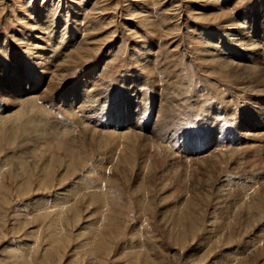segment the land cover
<instances>
[{
  "label": "rangeland",
  "instance_id": "1",
  "mask_svg": "<svg viewBox=\"0 0 264 264\" xmlns=\"http://www.w3.org/2000/svg\"><path fill=\"white\" fill-rule=\"evenodd\" d=\"M230 39L232 52L246 58L260 46L264 71V0H0V264H264V142L244 140L261 124L240 104L256 88L238 81L242 67L236 75L218 65L230 58L252 65L228 51ZM246 43L253 47H239ZM72 57L78 66L62 85L92 76L87 91L97 99L99 120L130 133L120 146L116 137H104L113 147L105 152L87 138L80 144L81 119L69 115H56L61 123L52 120L46 130L31 123L52 101L45 95L32 110L22 100L41 93L53 75L45 73L46 84L33 89L27 69L40 75L31 61L54 67ZM235 91L243 99L236 101ZM71 120L78 127L62 139L78 147L73 157L55 148L50 154L46 141L36 142ZM214 189L231 192L218 196ZM233 203L250 206L254 219L243 209L239 215Z\"/></svg>",
  "mask_w": 264,
  "mask_h": 264
},
{
  "label": "bare ground",
  "instance_id": "2",
  "mask_svg": "<svg viewBox=\"0 0 264 264\" xmlns=\"http://www.w3.org/2000/svg\"><path fill=\"white\" fill-rule=\"evenodd\" d=\"M216 17V16H215ZM214 17V18H215ZM213 18V19H214ZM49 19V18H48ZM206 19H209V17L208 18H206ZM211 19V18H210ZM214 20H217V19H214ZM231 22V21H230ZM150 24V23H149ZM236 25V24H235ZM230 26V25H229ZM237 26V25H236ZM227 27H228V25H227ZM228 29V28H227ZM76 32V31H75ZM229 36H232V34H228V37ZM38 37V36H37ZM242 37H244V36H242ZM245 39H246V41L247 42H251L252 41V39H249V38H247V37H244ZM39 39V38H38ZM232 42H230L232 45L230 46V48L231 49H229L228 51H230V53H232L233 55H235L237 58H241V59H246L247 61H251V64L252 65H240V62L238 61V62H236V63H234V60L235 59H232V58H230L229 60H224L225 61V63H222L221 64V62H218V65L220 66V67H222V68H226V67H229V71H230V73L231 74H236L237 73V68H239V67H242L243 69H242V73H239V75H240V77H238L237 79H238V81H242L243 83H248L249 84V86L250 85H252L253 87H255L256 88V90H255V92H251L252 94H250V95H248V94H246V99L245 100H243V103H240L242 106V109H243V111L245 112V113H249L250 114V118L252 119V120H254V122H257L258 124H261V126L260 127H257V130H255V131H252L251 130V132H253V133H250V134H248V135H244L243 137L245 138L244 140L245 141H253V142H255V143H260V142H264V79H261V75H262V73L264 72H261L260 71V46L258 47L259 48V51H257V50H254L253 48H251V49H253V52L251 51V49H250V52H252L250 55H248V58H246V56H243L242 54L240 55L239 54V52H232V50L233 51H235V47H234V43H235V39H230ZM253 42V41H252ZM254 43V42H253ZM29 44V43H28ZM208 44V43H207ZM215 43H213V46H215L214 45ZM229 44V43H228ZM237 44V43H236ZM30 45V44H29ZM31 45H33V44H31ZM73 45V44H72ZM206 45V44H205ZM210 45V44H209ZM261 45H264V44H261ZM34 46V45H33ZM36 46V45H35ZM40 46V45H39ZM211 46V45H210ZM218 46V45H217ZM249 46H251V43H246V45L245 46H243V44H240L239 45V47L240 48H242L243 49V47L244 48H246L247 49V47H249ZM251 47H253V46H251ZM257 47V46H256ZM255 46H254V48H256ZM30 48V47H29ZM211 48H212V46H211ZM264 48V47H263ZM50 49V48H49ZM213 49V48H212ZM207 50V49H206ZM248 50V49H247ZM264 50V49H263ZM51 51H53V50H51ZM148 51V50H147ZM146 51V52H147ZM204 51H205V49H204ZM209 51V50H208ZM211 51V50H210ZM213 51V50H212ZM219 52V51H218ZM51 53H53V52H51ZM62 54V53H61ZM5 55V54H4ZM26 55V54H25ZM203 55H205V54H203ZM39 56V55H38ZM42 56V55H41ZM132 56V55H131ZM210 56V55H209ZM213 56H215V55H213ZM48 57V56H47ZM79 58V57H78ZM37 60H39V58H36ZM56 59H57V57H56ZM71 59H73V60H71ZM70 60H68V58H66L64 61H62V62H56V65L54 66V67H48L47 66V63L45 62V63H43L42 65H41V67H39L40 65H38V64H36L33 60L31 61L32 62V64H34V65H36V66H38V73H39V75L40 76H37V74L33 71V70H30V69H27V73H28V75L30 74V75H32V78L34 77V81H33V89H35V90H37V88H38V85L40 84V83H42L43 82V84H46V74L45 73H49L50 74V72L51 73H53V75L52 74H50L51 75V80H49V82L44 86V88H43V91H41V93H37L36 95H34V96H32V95H30V97L28 98V99H25V100H22V101H24L25 103H24V105L25 106H30L31 107V109L33 110V108L32 107H35V105L37 104L36 102L38 101V100H40V99H42L43 97H45V95L46 96H48L47 97V100L49 99L50 101H52V102H47L48 104L46 105L47 107V111H48V113H49V115H48V113L46 114L45 112H41V111H39V112H41V113H39L38 114V117L40 118H38V121H37V119L35 118L34 120H36L35 122L34 121H32L31 123H33V126H34V123H36V124H39V125H42V127H41V129L48 123V122H52V120H54L53 122H56V123H61V121L60 120H57V119H55L56 117V115L57 116H61L60 118H61V120H67L66 118H69L70 119V117H67L68 115L69 116H71V117H73L74 119H76V120H78V119H81V122L79 123V126H82V129H83V134H85L86 133V137H83L82 139H83V141L85 140V138H87V141H93L92 143H95L94 144V146L93 147H95L94 149H96V147H97V149H98V151L100 150V151H103L104 149H107V146H108V148H109V145L110 144H106V142L103 140L104 139V137L105 138H107V139H109L110 140V138H111V140L110 141H112V138H115L116 137V139H119V146H120V143H122L121 141H123L125 138L124 137H129V135H130V133H126V132H124V131H122V130H124V128H123V124L121 125V124H116V125H114V126H110L109 125V123H110V120L109 119H107L106 121H100L99 120V117H98V114L96 113V110H94V108H93V106H94V102H96V100L97 99H95V97L94 96H88V91H87V87L89 86L88 84H89V81L91 80V78H92V76L91 75H88V73H86V74H84V75H81V76H79V77H77V78H75L69 85L67 84V85H62V83L61 82H63V81H66L67 79H68V77H69V75H71V71H73L72 69L76 66H78V61L75 59V57H72ZM221 59V58H220ZM219 59V60H220ZM49 60V59H48ZM143 60H145V59H143ZM237 60V59H236ZM28 61V60H27ZM139 61V60H138ZM141 61V60H140ZM139 61V62H140ZM39 63V62H38ZM52 65V64H51ZM148 66V65H147ZM40 68V69H39ZM54 68V69H53ZM218 68V67H217ZM82 69V68H81ZM221 69V68H220ZM18 70V69H17ZM261 72V73H260ZM45 75V76H44ZM236 75H238V74H236ZM136 76V75H135ZM44 77H45V80H44ZM48 77V76H47ZM98 77V76H97ZM263 77H264V74H263ZM25 81H27V79H24ZM48 80V79H47ZM99 80V79H98ZM42 81V82H41ZM94 82H96V80L94 81ZM42 84V85H43ZM248 84H246V85H248ZM255 84V85H254ZM92 85H93V83H92ZM237 85H239V84H237ZM241 85V84H240ZM60 86H62V88L60 87ZM95 86H97V85H95ZM94 86V87H95ZM248 87V86H247ZM97 88V87H96ZM236 88V87H235ZM239 88V87H238ZM241 88V87H240ZM239 88V89H240ZM244 88V87H243ZM91 89V88H90ZM89 89V90H90ZM95 89V88H94ZM146 89V88H145ZM253 89V88H252ZM244 89H242L241 90V93H242V91H243ZM251 90V89H250ZM92 91V90H91ZM248 91V90H247ZM232 92V91H231ZM240 92V91H239ZM245 92V91H244ZM250 92V91H249ZM98 93V92H97ZM241 93H238V92H236L235 91V97H236V101H239L238 100V98H241V99H243V97H239V95L241 94ZM234 94V93H233ZM243 95V94H242ZM241 95V96H242ZM84 96H87L86 98H84ZM227 97V96H226ZM56 98H62L64 101H63V104H61V103H57V99ZM83 98H84V102H83V104L82 103H80V104H78L77 106H76V108L75 107H73V103H74V101H81V100H83ZM44 99V98H43ZM54 99H56V100H54ZM222 100H223V98H221ZM235 99V98H234ZM250 99H251V101H250ZM22 101L20 102L21 104H22ZM223 101H225V100H223ZM232 101H234V100H232ZM259 101H260V105H259ZM16 102V101H15ZM161 102V101H160ZM221 102V101H220ZM19 102H18V104H20ZM54 103V104H53ZM231 103V101L229 102V104ZM165 104H167V103H165ZM226 104V103H225ZM234 104H235V102H234ZM38 105H39V103H38ZM38 105H36V106H38ZM79 105L81 106L80 108H79ZM160 105V104H159ZM163 105H164V103H163ZM182 105V104H181ZM180 105V106H181ZM222 105H223V103H222ZM221 105V106H222ZM231 105H232V107L234 106L232 103H231ZM166 108L168 107V106H165ZM228 107V104H226V108ZM53 108V109H52ZM223 108H225V105H224V107ZM229 108H231V107H229ZM29 109V108H28ZM27 109V111H29ZM30 109V110H31ZM167 109H169V108H167ZM40 110V109H39ZM195 110V109H194ZM25 111H26V109H25ZM55 111H56V113H55ZM181 112V111H180ZM194 112V111H193ZM195 112H196V110H195ZM198 112V111H197ZM20 113V112H19ZM26 112H24V114H25ZM167 113V112H166ZM168 113H169V110H168ZM181 114H182V112H181ZM194 114V113H193ZM18 115V114H17ZM21 115V114H20ZM54 115V116H53ZM156 115V114H155ZM175 115V114H174ZM184 115H185V113H184ZM198 115V114H197ZM13 116V115H12ZM52 116V117H51ZM166 116H167V114L165 115V113L163 114V118H166ZM19 117V116H18ZM17 117V118H18ZM22 117H23V114H22ZM37 117V116H36ZM175 117V116H174ZM190 117V116H189ZM194 117L196 118L197 116L194 114ZM13 118V117H12ZM49 118V119H48ZM160 118V117H159ZM169 118V117H168ZM185 118H187V121H189V119H188V117H185ZM226 118L227 119H229V120H231L230 119V117H227L226 116ZM95 119V120H94ZM183 119V118H182ZM15 120V119H14ZM27 120V119H26ZM49 120H51V121H49ZM94 120V121H93ZM167 120V119H166ZM170 120V119H169ZM169 120H167V122L169 121ZM175 120V119H174ZM186 120V119H185ZM217 120V119H216ZM225 120V119H224ZM8 121H10L9 119H8ZM163 121H164V119H163ZM69 122H71L72 123V126H68L67 125V128L63 131V129H60V130H62V131H60L59 130V126L60 127H62V126H64V125H59L57 128L55 127V126H53V127H50L49 128V130H52V132L50 133V134H48V131H47V135H49V136H51V137H49V136H47L48 137V139H44L43 140V138L42 137H44L43 135H42V139L39 137L37 140H36V142L37 141H46V143H47V145L46 146H48V151L50 150V154H51V152L54 150V148L57 150V151H59V150H63V152H66V151H69V152H67V153H69V155H71L72 154V149L73 148H75V150H77L76 149V147L74 146V147H72L73 145H75V144H72V146H70L71 144H67V143H65L64 142V140L62 139V137H64V136H66L67 134H71V133H73V131H75V129H77V125L75 124V121H69ZM94 122V123H93ZM127 122V121H126ZM11 123V122H10ZM13 123V122H12ZM15 123V122H14ZM13 123V124H14ZM30 123V122H29ZM30 123V124H31ZM93 123V126H92V129L90 128H88L86 125H90V124H92ZM162 123V122H161ZM49 124V123H48ZM54 124V123H53ZM7 125V124H6ZM6 125H4L5 127H6ZM193 125V124H192ZM1 126V125H0ZM65 126H66V123H65ZM189 126V125H188ZM7 127L9 128V124L7 125ZM12 127V126H11ZM35 127V126H34ZM34 127H32V128H34ZM40 127V126H39ZM39 127L37 126L34 130H36V131H39L40 129H39ZM49 127V126H48ZM69 127V128H68ZM214 127V126H213ZM219 127V126H218ZM13 128V127H12ZM44 128H47V127H44ZM43 128V129H44ZM63 128H65V127H63ZM119 128H122V130H120L119 132L118 131H116V130H119ZM15 129V128H14ZM27 129V128H26ZM29 129V128H28ZM38 129V130H37ZM12 130V129H11ZM22 130H23V127H22V129H21V132H22ZM44 130H46V129H44ZM9 131V130H8ZM7 131V132H8ZM13 131V130H12ZM24 131H25V128H24ZM30 131H32L31 133H33V129L31 130L30 129ZM30 131H27V132H30ZM36 131H34V132H36ZM69 131V132H68ZM248 131V130H247ZM85 132V133H84ZM123 132V133H122ZM13 132H9V135H10V137H11V134H12ZM24 133H26V132H24ZM31 133H29V135H32V137H33V139H34V137L36 136L35 135V133H33V134H31ZM39 133V132H38ZM37 133V134H38ZM44 133V135H45V133L46 132H43ZM132 133V132H131ZM41 134H42V132H41ZM40 134V135H41ZM9 135H6V136H9ZM13 135V134H12ZM25 135V134H24ZM39 135V136H40ZM74 135V134H73ZM132 135H133V133H132ZM16 136V135H15ZM21 136V135H20ZM27 136V135H26ZM45 136V137H46ZM71 136V135H70ZM84 136V135H83ZM25 137V136H24ZM36 137H38V136H36ZM57 137L59 138V140H57ZM110 137V138H109ZM118 137V138H117ZM132 137V136H131ZM130 137V138H131ZM133 137H136V136H133ZM15 138V137H14ZM22 138H23V136H22ZM67 139V137H64V139ZM68 138H71V137H69V135H68ZM137 138V137H136ZM135 138V139H136ZM5 140L7 139V138H4ZM28 139V138H27ZM26 139V140H27ZM30 139H32L31 137H30ZM115 139V140H116ZM129 139V138H128ZM130 140L131 141V143L132 142H136V140ZM239 139H240V137L238 138V141H239ZM11 140V139H10ZM73 140V142L75 143V140L72 138L71 139V141ZM106 140V139H105ZM19 141V140H18ZM34 141V140H33ZM57 141L59 142V143H57ZM66 141H68V139L66 140ZM108 141V140H107ZM127 141V140H126ZM28 142H29V139H28ZM60 142H62V143H60ZM77 142V141H76ZM80 142H82V141H80ZM79 142V143H80ZM114 142V141H113ZM167 142V141H166ZM25 143V142H24ZM69 143H71V142H69ZM83 143H85V141L84 142H82V143H80V144H83ZM89 143V142H88ZM91 142L89 143L90 145L92 144ZM107 143H109V141L107 142ZM112 143V142H111ZM114 143H116V142H114ZM124 143H126L125 141H124ZM128 143V142H127ZM130 143V142H129ZM130 143V145L128 144V146H132V144H134V143H132L131 144ZM160 143V142H159ZM251 143V142H250ZM255 143H253V144H255ZM161 144V143H160ZM167 144V143H166ZM248 144V142H245L244 143V146L245 145H247ZM93 145V144H92ZM96 145V146H95ZM107 145V146H106ZM115 144H113V146H114ZM116 145H117V143H116ZM122 145V144H121ZM125 145H127V144H125ZM137 145V144H136ZM159 145V144H158ZM162 145H165V144H162ZM264 145V144H263ZM80 146H82V145H80ZM88 146V145H87ZM111 146V145H110ZM128 146H126L127 147V149H129L128 148ZM138 146V145H137ZM155 146V145H154ZM227 146V145H226ZM112 147V146H111ZM124 147V146H123ZM122 147V149H126V147L125 148H123ZM133 147V146H132ZM160 147V146H159ZM162 147V146H161ZM167 147V146H166ZM255 147L257 148H259V145H257L256 144V146H252V145H249V149H251L250 151L251 152H256L257 151V149H255ZM78 148V147H77ZM113 148V147H112ZM147 148V147H146ZM149 148V147H148ZM218 148V147H217ZM255 149V150H252V149ZM70 149V150H69ZM96 149V150H97ZM101 149H103V150H101ZM116 149V148H115ZM114 149V150H115ZM117 149H121L120 147H118V145H117ZM144 149H145V147H144ZM156 149V148H155ZM243 149V148H242ZM242 149H240V153H241V150ZM263 149H264V147H263ZM262 149V151H264ZM55 150V151H56ZM72 150V151H71ZM79 150H80V148H79ZM82 150V149H81ZM113 150V151H114ZM149 150V149H148ZM215 150H217V149H215ZM221 150V149H220ZM237 150H239L238 148H237ZM246 150H248V149H246ZM261 150V149H260ZM48 151H46V149H45V152H48ZM107 151H109L108 149H107ZM112 151V150H111ZM144 151V150H143ZM162 151V149L160 150V152ZM250 151H244V153H247V154H249V153H251ZM81 152V151H80ZM104 152H105V150H104ZM103 152V153H104ZM125 153H126V151H124ZM124 152H122V153H124ZM145 152V151H144ZM147 153H148V151H146ZM155 152V151H154ZM163 152V151H162ZM61 153H62V151H61ZM67 153H65V155H67ZM85 153V152H84ZM111 153H113V152H111ZM115 153V152H114ZM113 153V154H114ZM43 154H45V153H43ZM52 154L54 155V152H52ZM64 154V153H63ZM101 154H102V152H101ZM127 154H128V152H127ZM162 154V153H161ZM227 154H228V152H227ZM232 154H235V152L234 153H231V154H229L230 155V157H231V155ZM56 155V154H55ZM64 155V156H65ZM73 155V154H72ZM71 155V156H72ZM104 155V154H103ZM102 155V156H103ZM111 155V154H110ZM109 154H107V157L108 156H110ZM123 155V157H126V156H124V154H122ZM122 155H121V158H123L122 157ZM158 155H159V153H158ZM167 155H169L168 153H167ZM251 155V154H250ZM40 157H42L43 155H42V153H40V155H39ZM52 156V155H51ZM58 156H59V159H60V156H62L63 157V155L62 154H58ZM74 156V155H73ZM72 156V157H73ZM50 157V156H49ZM56 157V156H55ZM55 157H53V158H55ZM114 157H115V155H114ZM131 157V156H130ZM129 157V158H130ZM157 157V156H156ZM168 157V156H167ZM208 157V156H207ZM220 157H222V158H224L225 156H223V153H221L220 154ZM19 158V157H18ZM109 158V157H108ZM116 158V157H115ZM154 158V157H153ZM203 158H204V156H203ZM104 159V158H103ZM106 159V158H105ZM125 159V158H124ZM213 159V158H212ZM211 159V160H212ZM217 159V158H216ZM39 160H41V158L39 159ZM44 160V159H43ZM55 160H56V158H55ZM108 160V159H107ZM115 160V159H114ZM122 161H123V159H121ZM121 160H119L120 162H122ZM136 160V159H135ZM154 160V159H153ZM204 160H205V158H204ZM214 160V159H213ZM18 161H22V160H20V159H18ZM42 161V160H41ZM47 161V160H46ZM75 161V160H74ZM165 161V160H164ZM215 161V160H214ZM43 162V161H42ZM109 162H110V159H109ZM108 162V163H109ZM111 162H113L112 160H111ZM110 162V163H111ZM152 162V161H151ZM154 162H155V160H154ZM159 162V161H158ZM205 162H207V161H205ZM22 163V162H21ZM146 163V162H145ZM156 163V162H155ZM45 164H46V162H45ZM118 164V163H117ZM137 164V163H136ZM144 164V163H143ZM148 164H149V162H148ZM199 164H202V165H204L203 163H202V161L200 162L199 161ZM48 165H50V163H48ZM118 166V165H117ZM119 166H120V164H119ZM118 166V167H119ZM205 166V165H204ZM208 166V165H207ZM211 166H213V164L211 165ZM115 167V166H114ZM215 167V166H214ZM208 168V167H207ZM213 168V167H212ZM239 168V167H238ZM62 169V168H61ZM120 169V168H119ZM142 169H144V168H142ZM187 169V168H186ZM218 169V168H217ZM58 170V169H57ZM204 170H205V168H204ZM209 170H210V168H209ZM215 170V169H214ZM214 170H213V172H214ZM241 170V169H240ZM207 171V170H206ZM205 171V172H206ZM42 172V171H41ZM61 172V171H60ZM210 172V171H209ZM212 172V171H211ZM210 172V173H211ZM223 172H225V171H223ZM222 172V173H223ZM240 172V171H239ZM180 174V173H179ZM186 174H187V172H186ZM203 174V173H202ZM181 175V174H180ZM209 176V175H208ZM107 177V176H106ZM147 177V176H146ZM183 177V176H182ZM205 178V177H204ZM210 178V177H209ZM183 179V178H182ZM181 179V180H182ZM208 179V178H207ZM215 179V178H214ZM209 180V179H208ZM216 180V179H215ZM89 181V180H88ZM145 181V180H144ZM167 181V180H166ZM184 181V180H183ZM203 181V180H202ZM210 181V180H209ZM208 181V182H209ZM262 181V180H261ZM179 182V181H178ZM212 182H213V180L211 181V184H212ZM216 182H217V180H216ZM259 182V181H258ZM67 183V182H66ZM206 183V182H205ZM210 183V182H209ZM214 183H215V181H214ZM214 183H213V185H214ZM227 183V182H226ZM86 184V183H85ZM253 184H256V183H253ZM81 185V184H80ZM89 185H91V183H89ZM205 185V184H204ZM207 185V184H206ZM209 185V184H208ZM213 185H212V187H213ZM92 186V185H91ZM243 186V185H242ZM250 186V185H249ZM75 188H76V186H74ZM73 187V188H74ZM78 187V186H77ZM209 187H210V185H209ZM208 187V188H209ZM214 187H216V186H214ZM222 187L224 188L225 187V185L223 186L222 185ZM235 187V186H234ZM233 187V188H234ZM247 187V186H246ZM251 187V186H250ZM249 187V188H250ZM259 187H260V184H259ZM211 188V187H210ZM240 188V187H239ZM245 188V187H244ZM255 187H253L252 189H254ZM262 188V187H261ZM212 189V188H211ZM218 189V188H217ZM217 189H214V190H216V192H217ZM227 189V188H226ZM225 189V190H226ZM237 189H238V187H237ZM256 189V188H255ZM72 190V189H71ZM213 190V189H212ZM219 190H221V189H219ZM218 190V192H217V195L219 196V195H221V196H223L224 194L222 193V192H225V190L224 191H222L221 193L222 194H219V191ZM229 190V189H228ZM228 190H226V191H228ZM241 190H244V189H241ZM261 190V189H260ZM77 191V190H76ZM95 191V190H94ZM93 191V192H94ZM146 191V190H145ZM230 192H231V189L229 190ZM232 191H235V190H232ZM240 191V190H239ZM246 191V190H245ZM244 191V192H245ZM249 191V189L247 190V192ZM255 191V190H254ZM215 192V191H214ZM238 192V191H237ZM97 193V192H96ZM211 193V192H210ZM213 193V192H212ZM211 193V194H212ZM229 193V192H228ZM261 193H262V191H261ZM254 194H255V192H254ZM253 194V195H254ZM256 194H258L257 192H256ZM255 194V195H256ZM97 195H99V194H96V196ZM101 195V194H100ZM215 195V194H214ZM228 194H226V196H227ZM233 195V194H232ZM231 195V196H232ZM252 195V196H253ZM264 195V194H263ZM263 195H260V198H261V196H263ZM94 196V195H93ZM209 196H210V194H209ZM212 197H214L213 195H211ZM228 197V196H227ZM246 197V196H245ZM215 198H217L216 197V195H215ZM221 198V200H222V197H220ZM219 198V199H220ZM251 199H252V197H250ZM250 198H248V199H250ZM254 198H256L255 196H254ZM97 199V198H96ZM211 199V198H210ZM219 199H218V201H219ZM230 199V198H229ZM236 199V197L234 198V200ZM239 199V198H238ZM241 199V198H240ZM239 199V200H240ZM248 199H246V201L245 202H247V200ZM204 200V199H203ZM245 200V199H244ZM255 201H256V199H254ZM253 199H252V201H254ZM257 200H258V198H257ZM261 200H262V198H261ZM261 200H260V202H261ZM264 200V199H263ZM96 201V200H95ZM213 201V200H212ZM215 201H216V199H215ZM236 201V200H235ZM241 201H242V199H241ZM248 201H250V200H248ZM237 202H239V201H237ZM245 202H243V204L244 205H246V206H248V205H252L253 207H254V209L252 208V211L254 210L255 212L257 211V212H260L259 211V206L257 207V205L256 204H254L253 205V203L254 202H252V204L249 202V204H248V202L247 203H245ZM259 202V201H258ZM36 203V202H35ZM210 203V202H209ZM212 203H214V202H212ZM212 203H210V204H212ZM216 203L217 204H219L217 201H216ZM222 203V202H221ZM224 203H226V202H224ZM240 203V202H239ZM256 203V202H255ZM262 203V202H261ZM216 204V205H217ZM227 204H230L229 202H227ZM234 204V203H233ZM243 204L241 203V205L243 206ZM263 204H264V202H263ZM216 205L214 204V206L216 207ZM232 205V204H231ZM186 206V205H185ZM228 206V205H227ZM226 206V209L228 208ZM232 206H234V207H236V208H239V211H237V212H239L238 214L240 215V210L241 209H243L242 207H240L239 206V204L238 203H235L234 205H232ZM232 206H230V208L229 209H231V207ZM245 206V208L246 209H248L247 207ZM264 206V205H263ZM251 208V207H250ZM246 209H243V210H245V213H246V215L248 216H250V215H252V214H250L251 213V211L249 212V214H247L248 212L246 211ZM248 210H250V209H248ZM261 210V209H260ZM227 211V210H226ZM230 211V210H229ZM228 211V212H229ZM232 211H235V210H232ZM253 211V212H254ZM231 212V211H230ZM241 212H243L242 210H241ZM252 212V213H253ZM262 212V211H261ZM227 213V212H226ZM232 214L233 213H235V212H231ZM225 214V213H224ZM253 214H255V213H253ZM259 214V213H258ZM210 215H211V213H210ZM227 215H229V213L227 214ZM226 215V216H227ZM234 215V214H233ZM233 215H231V216H233ZM237 215V214H236ZM256 215V214H255ZM254 215V216H255ZM241 216H242V214H241ZM248 216V217H249ZM253 216V217H254ZM252 216H250V218L251 219H254ZM208 218V217H207ZM229 218V217H228ZM231 218V217H230ZM244 220V219H243ZM260 221V220H259ZM264 225V222H263V224H261L260 225V227H262ZM255 226H257L258 227V223H256L255 224ZM261 229H263V228H260V230ZM261 231H263V230H261ZM258 232V231H257ZM262 234H263V232H262ZM264 235V234H263ZM259 240H261V239H259ZM262 241V240H261ZM248 248V247H247ZM200 250V249H199ZM203 250V249H202ZM195 255V254H194ZM242 255V254H241ZM204 261V260H203ZM206 261V260H205Z\"/></svg>",
  "mask_w": 264,
  "mask_h": 264
}]
</instances>
